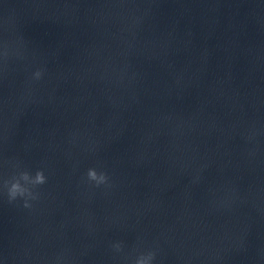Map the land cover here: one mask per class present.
Instances as JSON below:
<instances>
[{"label": "clouds", "instance_id": "clouds-1", "mask_svg": "<svg viewBox=\"0 0 264 264\" xmlns=\"http://www.w3.org/2000/svg\"><path fill=\"white\" fill-rule=\"evenodd\" d=\"M35 78L39 79L42 75L40 71L35 72ZM87 178L89 181H94L97 186L107 183L108 177L105 173H98L95 169L90 168L87 171ZM47 182L43 170H37L35 175L32 176L28 171H21L17 176H13L11 180L4 182V187L7 189L8 202L12 203L18 198L23 200V207L30 208L31 204L29 200H35L38 198V193L34 189ZM117 250L120 246L115 245ZM155 254L149 252L147 255H141L136 264H150L154 259Z\"/></svg>", "mask_w": 264, "mask_h": 264}]
</instances>
